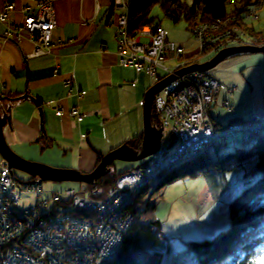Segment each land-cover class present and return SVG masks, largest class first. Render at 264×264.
<instances>
[{"label":"built area","instance_id":"obj_1","mask_svg":"<svg viewBox=\"0 0 264 264\" xmlns=\"http://www.w3.org/2000/svg\"><path fill=\"white\" fill-rule=\"evenodd\" d=\"M133 4L134 0H113V7L119 12V64L133 68L137 74L145 73L157 83L189 62H177L184 49L167 40L162 26H144L133 36L128 33ZM253 9H245L244 14L254 13ZM16 14H19L17 20ZM257 17L256 14L254 18ZM249 18L246 16L244 20ZM224 20L194 28L200 47L222 38L230 45L240 43L231 27L219 26ZM0 23L4 26V40L31 44L32 49L25 53L26 59L52 54V33L56 28L54 0H5ZM212 31H219L218 36L211 37ZM105 48L102 44L101 49ZM72 83L65 82L68 87ZM219 85L210 72L193 71L177 76L157 93L154 105L162 133L165 137L175 133L178 141L170 149L167 143H162L143 167L120 176L98 201L80 196L72 189L50 192L45 197L47 193L41 184L19 183L12 177L9 170L13 174V169L8 162L0 159V244L7 247L6 253L0 254V264H113L122 242L140 217L128 209L141 188L147 187L148 193L153 194L169 170L199 155L213 142L233 140L236 143L238 139L256 138L264 132V121L254 115L243 123L215 129L207 110ZM48 105L53 107L52 103ZM54 110L57 116L64 112L59 105ZM69 113L77 119L83 116L77 108ZM24 194L33 195L35 200L29 207L20 208L17 204ZM55 202H70L73 209L79 210L78 214L87 216L72 215L70 211L50 214ZM37 207L43 208L41 215ZM21 236L24 238L21 245L11 244Z\"/></svg>","mask_w":264,"mask_h":264},{"label":"crops","instance_id":"obj_2","mask_svg":"<svg viewBox=\"0 0 264 264\" xmlns=\"http://www.w3.org/2000/svg\"><path fill=\"white\" fill-rule=\"evenodd\" d=\"M4 1L0 0V10ZM54 7L56 28L52 33L50 55L26 59L25 53L32 49L31 44L4 40V26L0 23V98L19 97L27 91L42 108L46 133L44 140V136H40V117L34 101L24 99L7 111L10 99L1 98V110L10 114L12 128L8 123L5 125L4 137L10 148L23 158L31 156L32 143L45 141L48 145L42 162L89 173L98 165L99 154L103 156L143 135L145 94L154 80L119 64V12L114 9L112 0H54ZM15 17L19 19V14ZM102 44L106 45L105 49H101ZM249 55L230 56L211 71L220 83L209 106L217 129L233 121L249 120L254 114L264 119V60L252 61ZM66 80L73 82L71 87L65 84ZM15 102L18 100L11 99V103ZM225 102L229 103V109ZM50 103L53 107L48 105ZM56 105L64 110L60 116L55 113ZM73 108L83 115L81 119L70 115ZM86 136L97 152L87 143ZM149 159L150 156L146 161L141 160L143 165ZM36 182L41 184L40 180ZM203 190L206 192L197 195L196 230H190L198 231L197 240L209 238L217 231L213 229L204 234L198 225L206 224L222 205L221 195L216 197L219 194L211 192L207 183ZM156 220L167 233L163 219L157 215ZM190 236L183 239L194 240V236Z\"/></svg>","mask_w":264,"mask_h":264},{"label":"trees","instance_id":"obj_3","mask_svg":"<svg viewBox=\"0 0 264 264\" xmlns=\"http://www.w3.org/2000/svg\"><path fill=\"white\" fill-rule=\"evenodd\" d=\"M235 1L246 8L255 2L261 5L264 0H134L129 15L128 33L133 36L144 26L155 25L150 14L156 6L160 7L166 18L174 23L183 20L187 28L192 30L199 23L225 19L229 14H240V7L227 10L226 5ZM240 25L253 33H261L254 26L248 28L247 24ZM151 121L154 126H160L154 105ZM142 140L143 135H139L127 143L139 150ZM226 146V142L210 144L193 162H185L170 172L165 183L181 175L204 174L210 178L214 172H231L241 168V180L244 181L228 203L230 223L211 237L191 241L185 249L173 252L158 221H139L122 242L114 264H258L264 256V132L256 138L232 142L229 150H226ZM101 156L98 155L97 164ZM141 166L142 162L135 167L117 171L112 163L110 172L96 182L84 184L80 191L85 197L102 199L121 173ZM32 180L31 178L25 183H32ZM219 181L223 183L224 180L221 178ZM146 193V188L139 192L130 211L136 210ZM68 208V202H60L53 205L50 214L70 211ZM150 209L154 211L155 207L151 206ZM81 214L87 216L85 213ZM22 239L21 236L11 244L21 245Z\"/></svg>","mask_w":264,"mask_h":264},{"label":"rangeland","instance_id":"obj_4","mask_svg":"<svg viewBox=\"0 0 264 264\" xmlns=\"http://www.w3.org/2000/svg\"><path fill=\"white\" fill-rule=\"evenodd\" d=\"M263 2L261 5L255 4L256 3L255 2L254 4H252L246 8L243 7L242 4L240 5V3L238 1H235V2H232V3H229L226 5L228 11H231L235 6L240 7V10H241L240 14H229L225 18V20L222 21L223 25H222V22L219 24L220 27H225V29H228V27H231L233 29V30H231V32L233 34H235L239 38L238 41H240V43H235V45H230L229 42H227V40L222 38V40H220L218 42H210L207 46L200 47V44L198 43V41L195 40V36L193 34L194 28L192 30H189L187 28L185 21L181 20L177 23H174L169 18H166L164 16L162 10L158 6L154 7L151 10L150 15L153 18V24H155V25L161 24L164 27V29L167 32V37H168L169 41L174 42L176 45L182 46L188 54L194 55V56H191L190 60L188 61L189 63L187 66H189L192 64L203 63L207 60H210L219 51H221L225 48L240 47V46L264 47V3ZM251 7H254L253 12L255 13V15L256 14L258 15L257 18H259V19L254 18V16H255L254 13L247 12V14L246 13L244 14V12L246 11L245 9H248ZM246 16L250 17L249 19H247V21L244 20V17H246ZM227 19H229V20H227ZM211 22L212 21H206V22L199 23L197 25V27L200 25L206 24V23L213 24ZM240 24H247L248 28L254 26L257 29V31H260L261 33H258V34L253 33L251 31H249L248 29H246L245 27H243V25H240ZM218 34H219V31L210 32L211 37H216V36H218ZM249 56H252L251 57L252 61H256L257 58H262L264 60V54H262V53L250 54ZM167 64H171V62H168ZM181 68H184V67H181ZM211 71H212V69L208 70V72H210V73H211ZM225 106L227 109L230 108V105L228 102H225ZM209 116H210V114H209ZM254 116H256V115L254 114ZM261 120L264 121V119H261ZM245 121H247V120H245ZM243 122H244V120L243 121H237V123H243ZM212 123H213V121H212ZM213 125H214V123H213ZM159 127H161V126H159ZM224 127H222V128H224ZM215 129H217V128H215ZM162 137L164 139L161 142H163V145L167 143V149L173 148L175 146L174 144L178 141V137H177V135H175V133L174 134L168 133L167 137H165V135H162ZM240 140H244V139L243 138L238 139L237 143ZM232 142H235V141L232 140ZM232 142L228 141V144H227L228 147H226V150H229L228 149V148H230L229 145ZM213 143H216V142H213ZM44 144L46 146L48 145V144H46L45 141H44ZM45 148L42 151H40L39 142L32 143L29 150H30V154H31L30 157H32L33 159H31L30 157H28V158L24 157V158L27 160H30V161H35V162L47 164V163L41 161V159H43V152H44ZM0 156H1V154H0ZM197 157H198V155L192 157L191 160H187V162H193ZM36 159H38V160H36ZM146 160H147V158L142 160V161H146ZM142 161H140V162H142ZM140 162L115 161L114 162V168L117 171H120V170H123L124 168H127V167H135ZM178 167H179V165L176 166L175 168H178ZM135 169L136 168L131 169V170H135ZM111 170H112V168H111ZM131 170H128V171H131ZM173 170L174 169L169 170L167 175L170 174V172H172ZM128 171H124L123 173H121L118 176V178H116L115 182L120 178V176H122L124 173H127ZM13 172H14L15 177L19 181L25 182V181H29L31 178L34 179L29 174H27L23 171H20L18 169H14ZM167 175L165 176L166 178H167ZM242 176H243V171L241 168H238V169L231 171V172L230 171H227L224 173L214 172L213 177L211 176L210 178H207L204 174H197L195 176H192V175H183L182 176L181 175V176L174 178L172 181H170L168 183H165V179H164V180H162L161 185L155 189V192L153 194H149L148 190H147V193L145 194L144 198L138 203L135 211L132 212L128 209L129 212L133 213L134 216L137 214L140 216V217H138L139 219L136 220L135 223L133 224L131 231L139 221H142V222H150L153 220L158 221V220H156L157 215H158L159 219H163L162 223L164 224L165 229H167V233L163 232L162 230H161V232L167 238L168 242L171 243L170 245H171L173 252L181 251V250L185 249V247L191 241H196L197 238L200 236L198 231L190 232V230L195 229L194 226L196 223H194V221H195V217H196L195 215H196L197 209H198V207H197V205H198L197 204V199H198L197 195H199L200 193L206 192L205 190H203L205 183H207L209 189H211L210 190L211 192H213L215 194H217V193L219 194L216 197H220V195H221L220 199L222 200V205L218 208V210L210 218H208L206 220V224L198 225L200 232H202L204 234L208 233L210 231H213V229H216L218 231L219 229L226 227L228 225V223H230V216L228 214L225 215V213H224L225 206L229 202L230 198L237 191L240 190V188L242 186V182L244 181V180H241ZM221 178L226 182V184L224 181H223V183L221 181H219V180H221ZM115 182H114V184H115ZM19 183H21V182H19ZM218 183H219V185H218ZM41 185H42V188L45 191V193H47V195L45 197H48V193H50V192H61V191L68 190V189H72V190L76 191L78 195L84 196L83 193L80 191V189H82L84 187L83 183L41 181ZM112 186H110V188ZM110 188H108V190ZM144 188L147 189V187H143V188H141V190ZM163 189H164V191H163ZM138 195H139V193H137V195L134 196V199L132 200L131 205L137 199ZM214 196L215 195L213 194V197ZM34 200H35V197L33 195L24 194L19 199L17 205L20 208H27L33 204ZM93 200L98 201L100 199H93ZM61 203H63V202H61ZM68 203H69L68 209H70V212L72 215H74V213H75V215H77V216L78 215L82 216V214H78L79 213L78 209H76V208L73 209V206L70 204V202H68ZM55 204H58V202H55ZM131 205H129V208ZM151 206H154L155 209L157 207V209H156V210H158L157 215H155V210L153 211L152 209H150ZM37 208H38V215H41V213H43V210H42L43 208H41V207H37ZM199 223H201V222H199ZM160 229H161V227H160ZM131 231H130V233H131ZM191 234L194 236L193 237L194 240H191V241L184 240L185 239L184 237H191L190 236ZM212 235H214V234H212ZM22 241L24 242V238L22 239ZM6 251H7V247H5V245H3V244H0V254H2L4 252L6 253Z\"/></svg>","mask_w":264,"mask_h":264},{"label":"water","instance_id":"obj_5","mask_svg":"<svg viewBox=\"0 0 264 264\" xmlns=\"http://www.w3.org/2000/svg\"><path fill=\"white\" fill-rule=\"evenodd\" d=\"M257 53L264 54V47L240 46V47L225 48L219 51L212 59L203 63H196L181 68L177 70L174 74H170L165 78H163L162 80H160L159 82L152 85L145 94L144 107H143L144 131H143V141L141 148L139 150H135L134 148L130 147L128 144H123L118 148H115L109 151L108 153L104 154L101 157V160L98 163V165L89 173H82L76 169H64V168L52 167L44 163L27 160L16 154L10 148L4 137L5 125L8 123V125L10 126V114L7 113V111H9L10 107L23 101L24 99L34 101L40 117V124H39L41 129L40 136L43 135L45 140L46 133L44 130L42 108L34 97L27 94V91L23 95L15 98H8L6 96L1 97V98L10 99V102L8 103L7 111H4L3 109L1 110L2 106L0 103L1 106L0 107V154L8 162L9 168L18 169L20 171L29 174L32 177L38 178V180L33 179L32 182H36L39 180L54 181V182H74V183H85V184L96 182L99 178L110 172L111 170L110 166L114 161L137 162L146 159L147 157L155 154L158 151L161 144L163 133L161 127H156L152 124L151 116L153 111V102L155 95L159 93L167 84L175 80L177 76L183 75L185 73H189L193 71L211 70L214 67H216L220 62H222L223 60H225L230 56L237 54H257ZM11 99H17L18 102L11 103ZM10 129L12 130L11 126ZM86 141L89 144L87 140V136H86ZM39 147H40V151H42L46 147L44 141H39ZM93 150L96 151L95 149ZM9 171L12 177L15 178L17 181H19L12 174L11 170Z\"/></svg>","mask_w":264,"mask_h":264},{"label":"bare ground","instance_id":"obj_6","mask_svg":"<svg viewBox=\"0 0 264 264\" xmlns=\"http://www.w3.org/2000/svg\"><path fill=\"white\" fill-rule=\"evenodd\" d=\"M117 21H118V19H117ZM167 40H168V37H167ZM169 41V40H168ZM171 42V41H170ZM171 43H173L176 47H182V46H180V45H176L174 42H171ZM184 49V48H183ZM191 56H194V55H190V54H188L187 52H186V50L184 49V53L182 54V56L180 57V58H177V62H187V61H189L190 60V57ZM186 67V66H185ZM150 77V76H149ZM210 104L211 103H208V109H209V106H210ZM153 105H154V102H153ZM154 108H155V110L157 111V107H156V105H154ZM207 112L209 113V110H207ZM173 142V141H172ZM185 162H182V163H179V166H182L183 164H184ZM174 169H176V168H174ZM14 174V173H13ZM15 176V175H14ZM229 203V202H228ZM228 203L226 204V206H225V210H224V213H225V215H229V209H228ZM181 238V237H180Z\"/></svg>","mask_w":264,"mask_h":264},{"label":"snow or ice","instance_id":"obj_7","mask_svg":"<svg viewBox=\"0 0 264 264\" xmlns=\"http://www.w3.org/2000/svg\"><path fill=\"white\" fill-rule=\"evenodd\" d=\"M258 264H264V256H262L258 262Z\"/></svg>","mask_w":264,"mask_h":264}]
</instances>
